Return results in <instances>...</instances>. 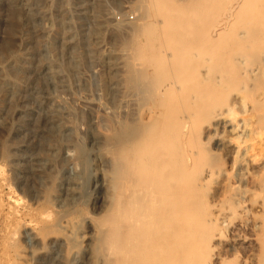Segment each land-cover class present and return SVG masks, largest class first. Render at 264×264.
<instances>
[{"label":"rangeland","instance_id":"1","mask_svg":"<svg viewBox=\"0 0 264 264\" xmlns=\"http://www.w3.org/2000/svg\"><path fill=\"white\" fill-rule=\"evenodd\" d=\"M227 4L216 3L207 29L223 23ZM164 20L149 0H0V264H102L87 225L109 209L117 154L160 104L188 132L189 182L206 164L221 168L195 199L246 205L211 264L264 260V32L239 49L200 45L181 77L139 51L143 30ZM258 28L235 20L227 31ZM239 57L260 74H243Z\"/></svg>","mask_w":264,"mask_h":264},{"label":"bare ground","instance_id":"2","mask_svg":"<svg viewBox=\"0 0 264 264\" xmlns=\"http://www.w3.org/2000/svg\"><path fill=\"white\" fill-rule=\"evenodd\" d=\"M149 1L151 7L164 17V27L150 22L149 28L144 29L140 36L143 41L139 44V51L142 56L150 55L153 60H159L168 67L166 73L174 72L183 77L192 71L193 60H197L192 55L196 54L195 51L199 55L200 47H223L225 43L226 47L233 44L239 49L247 42H254L256 36L264 32L263 0ZM220 1L229 3L225 8L224 21L216 28L211 26L213 29H207L206 19ZM175 3L182 6L177 16L170 11ZM235 20L244 24L254 22L260 28L236 31L234 35L227 29ZM192 51L195 54H191ZM241 61L239 57L233 62L244 66L240 68L243 74L251 73L256 77L260 74L258 68L242 65ZM168 90L169 87L164 86L158 100L163 101L161 98L167 96ZM262 91L259 104L264 108V87ZM260 107L257 109H262ZM168 109L167 105L160 104L152 111L142 134L136 138L131 135L117 154L111 177L113 196L109 209L87 225V229H93L96 234L95 239L102 251V264H211L214 244L223 237L230 219L237 210L239 213L246 210L243 202L224 207L195 199L197 190L207 186L222 171L219 166L206 164L202 175L189 182L188 132L182 124L172 126ZM239 124L241 122L234 127ZM262 127L253 128L252 132L257 133V129ZM220 140L224 145L229 144L226 137ZM262 141L264 143V136ZM259 187L262 195L256 209L264 214V180ZM103 201L100 197L96 198L94 206ZM259 222L264 227V217ZM65 224L67 228H72L74 223L68 220ZM16 256L19 259V255ZM260 264H264V260Z\"/></svg>","mask_w":264,"mask_h":264}]
</instances>
